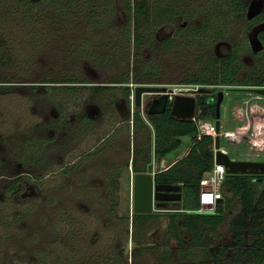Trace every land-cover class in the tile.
<instances>
[{"label":"rangeland","instance_id":"obj_1","mask_svg":"<svg viewBox=\"0 0 264 264\" xmlns=\"http://www.w3.org/2000/svg\"><path fill=\"white\" fill-rule=\"evenodd\" d=\"M165 1L167 0H162V3ZM204 1L192 2L194 9H197L195 19L201 17L206 9H212L213 0H210L211 2ZM165 5L162 4V6ZM188 5L190 4L185 1L177 9L180 11L192 9V6ZM91 6L92 3H87L76 10V19L71 20L72 22H63L61 29L52 27L51 22H42L36 35H33V38L25 47L20 41L18 28L13 23L0 21V61H9L7 66H0V77L6 73H12L19 75L18 77L21 75L28 80L41 81L50 77L72 74L81 68L80 70L83 69L81 71L82 75L84 74L83 77L93 81L92 83L102 82V84L113 85L112 82L121 78V71L124 70V68H120V65L123 67L129 63L132 75L141 67L147 66L150 69L149 72L154 74L152 77H155L158 81L145 84H157L165 88L183 85L197 86V83L183 82V79L191 73L195 52L194 46H190L189 43L183 41V38H180L179 42H183L179 48H168L166 44H160L156 40L149 41L139 50V61L136 60L137 50L134 46H131L126 55L111 59L110 63L102 66L96 65L93 59L87 57H81L80 64L75 65V61L69 57L67 52L70 50L72 42L80 41L83 37H88L94 42L103 43H113L116 38L120 41L123 40L122 36H117L118 29L115 27V25L122 26L126 23L127 18V13L124 11L120 0H111L108 7L102 6L100 8L99 12L105 17L106 22L100 29L87 28L89 25L87 21L89 19L88 13ZM263 12L264 0H249V8L246 12L248 18L260 16ZM175 19L176 21L172 24L152 22L151 27L146 23L144 25L145 33L152 31L155 38L160 37L159 40L170 32L177 33L179 24H185L186 21L181 14L175 16ZM108 24L113 25L109 27ZM260 29H264V21L243 30L238 37L235 36L234 29H229L223 40H218L214 45L211 43L210 46L215 53L220 55L228 52L236 39L241 40L245 49L241 51L240 58L245 63L253 64L256 61L254 53L262 48L258 39ZM133 30L134 25L131 32H134ZM81 31H86L87 36L81 34ZM248 46L251 50H248ZM95 48L98 49L99 46ZM28 54L29 60L27 61L24 56ZM141 80L147 81V78ZM43 84L46 85L47 83ZM222 86L225 89V98L221 106V129L237 130L247 120L244 97L249 95L250 92L234 88L241 85ZM203 87L209 88L212 86L199 84V89L192 90V93H196L197 96L206 94L200 92ZM35 91L23 85H0V175L2 172L8 175L10 172L15 173L21 169H29L28 162L23 163L24 166L20 168L22 162L20 161L21 148L25 138L30 136L43 137L55 134V132L60 134V140L54 142L53 145H49L38 158L41 161L38 163V167L47 166L50 167L48 170L53 171L50 176H46V183L43 181L41 186L37 185L38 194H36V191L29 196L27 195L25 199L14 200L9 194H3L6 189L7 178L0 179V220L4 221V224L0 223V264H73L72 262L75 261L77 262L75 264H85L89 257L110 254L113 250L111 245L120 252L119 250L127 241L126 232L124 231L127 223L117 219L109 220L110 223H107L108 220L100 216L99 213L101 212L97 211V208L101 205L98 201L103 197L105 190H103V187L98 188V181L95 178L99 177V173L106 172L109 167L123 166L128 156L132 157L137 150L141 148L150 149V140H152V150L151 153L147 152L146 154L151 156L152 162L155 163V169H162L175 159H180L186 155L191 147V138L184 137L181 147L167 155L165 163L160 162L153 152L155 148L154 126L151 124L149 129L137 120L134 122L132 112H130V115L122 113L125 111L123 109V98L119 95L117 100L115 99L116 101L112 102L113 95L117 92L116 88L97 93L87 88L80 91L77 96L68 93L64 96L61 95L64 101L67 102L65 107H68L62 110V115L69 121L70 126H75L84 113H90V115L94 113V116H91V122L83 123L81 127L77 128L72 126L74 133L72 131L68 133L67 127L55 120L56 117H54L53 112L59 113L61 108L57 102L52 101L53 98L51 99L50 92L48 90L43 91L44 93ZM213 92H215L214 87ZM151 95L157 94L146 93L144 100L146 101ZM136 107L135 105L134 109ZM137 108L138 113L148 122L144 106ZM210 120L216 121V118ZM113 130L115 134L112 136L115 137L116 141L112 147L103 153V156L96 157L93 161L88 159L86 162H79L78 157L90 150L102 148L106 141H103V137H107ZM58 135L57 137H59ZM129 136L134 142V150L130 149L127 152L128 149L124 150L118 143ZM221 144L229 151V155L233 159L264 161V154L250 151V143L246 140L245 135H242L239 140L234 137L222 138ZM62 153H65L64 162L61 161ZM66 162L78 163V169L81 173L75 176L76 179L72 180L74 184L69 189L62 191V187L58 189L56 185L60 183V168ZM35 163L37 162L29 164L36 167ZM121 170L123 174L120 177V188L115 191L116 198L119 200L117 213L122 217H130L129 222L132 223L134 200L132 176L127 168L122 167ZM46 174L47 172H45ZM78 190H80V193ZM225 194L227 197H233V192L228 188H225ZM179 203L174 204L173 209L178 207L180 209L181 205ZM231 207L227 211V220L219 228V231L212 236L209 233L204 235L203 245L191 244L193 238L181 229L183 238L186 239L188 245L187 248L191 251L186 263H181V260H178V254L172 247L176 244L175 239L164 238L163 236L170 220L168 216L170 212L158 208L162 215L157 223L158 226L153 227L151 232L147 233V244H150L153 249L159 248L161 253H170L172 257L170 256L168 260H165L159 253L149 251L142 255L135 254L134 261L140 263L143 261L147 264H220L216 254L232 242L229 220L240 209L238 199L233 200ZM49 223H53L65 233L75 226L79 227V232L82 234V237L78 239L81 252L73 253L70 248H65V254L60 258L62 261L56 259L55 252L58 245L52 244L54 235ZM231 254L232 248L229 247L226 254L228 259ZM37 260L39 262H36Z\"/></svg>","mask_w":264,"mask_h":264},{"label":"trees","instance_id":"obj_2","mask_svg":"<svg viewBox=\"0 0 264 264\" xmlns=\"http://www.w3.org/2000/svg\"><path fill=\"white\" fill-rule=\"evenodd\" d=\"M110 1L0 0V21L13 23L18 28L20 41L25 47L33 38V35H36L37 29H40L39 26L42 22H51L52 27L61 29L63 27L62 23L75 20L76 10L87 3H92L88 13L89 19L87 21L89 25L87 28L100 29L102 25L106 24L105 17L99 12L100 8L102 6L108 7ZM185 1L190 4L188 6H192V9L178 10L177 8ZM193 1L197 2V0H167L163 3L162 0H120L124 11L127 13V18L126 23L122 26L115 25V27L118 29L117 36H122L123 40L120 41L116 38L113 43H103L94 42L88 37H83L80 41L71 43V48L67 51L69 57L75 61V65L80 64L81 57H87L93 59L96 65L102 66L110 63L111 59L126 55L129 47L134 46L137 50L136 60L139 61L140 55H138V52L149 41L156 40L160 44H166L168 48H179L181 43L186 41L190 46H194L195 52L191 73L183 79V82L214 87L215 92L198 96L197 109L201 111L202 118L215 119L218 97L216 91L220 89V86H264V30L259 31L258 39L262 48L254 53L256 61L253 64L245 63L240 58L241 51L245 49L241 40L236 39L229 51L220 55L215 53L210 45L211 43L214 45L218 40H223L229 29H234L235 36L238 37L243 30L254 27L264 21V12L260 16L248 18L246 12L249 8V0H213L212 9H206L201 17L195 19L197 9H194ZM206 1L211 2L210 0H205L204 2ZM162 4L166 5L162 6ZM158 6L160 7L158 8ZM179 14L184 17L186 23L179 24L177 33L170 32L162 40H159L160 37L155 38L152 31L145 33L144 25L146 23L147 25L152 22L172 24L176 21L175 16ZM108 25L112 27L113 24ZM133 25L134 32H131ZM81 34L87 36L86 31H81ZM180 38H183V41L179 42ZM96 46H99V48H95ZM248 48V50H251L249 46ZM28 56L29 54L24 56L27 61L29 60ZM8 62V60H2L0 61V66H7ZM121 66L120 68H124L120 74L121 78L113 81V85L102 84V82L92 83L93 81L83 77L84 74L82 75L81 72L83 69L80 70L81 68L72 74L50 77L41 81L28 80L21 75L18 77L19 75L6 73L0 77V85H23L41 93L48 90L51 99L53 98L52 101L57 102L60 106L61 112H59L63 116L62 110L68 107H65L67 102L64 101L61 95L64 96V94L68 93L77 96L80 91L87 88L93 90L94 93L116 88L117 92L113 95L112 102L116 101L115 99L121 92L130 103L131 86L128 83L145 84L158 82L155 77H152L154 74L149 72L150 69L147 66L141 67L134 75H132L129 63L123 67ZM145 77L147 81L141 80ZM43 83L47 84L44 85ZM89 83L92 84L90 85ZM116 84L121 85L118 86ZM52 93L54 95H51ZM135 116V120L141 122L143 126L151 128L140 113ZM148 120L155 129L154 152L159 158L165 157L181 147L185 136H189L194 142L184 157L178 159L167 169H161L156 176L158 182L183 185V199L180 201L181 213L172 215L168 236L175 239L178 244H183L182 229L193 237V245H203L204 235L209 233L212 236L225 223L228 217L227 211L232 208L233 200L236 198L240 209L229 220L232 242L219 251L217 258L220 264H264V173H227L223 186L233 192V197L221 200L214 213L196 212L201 205V180L213 170L215 163L213 135L203 134L199 138L197 124L192 119L173 117L170 113L161 117L149 114ZM53 143L52 138L46 136L25 138L22 143L23 147L21 148L20 157L22 160L20 159V161L24 164L27 162H37L35 164H38L41 162L38 158H40L44 149L49 145H53ZM151 143L152 140H150V149L152 150ZM148 161H151L150 157H148ZM24 184V179H17L13 181L12 186L21 187ZM114 208L117 211L118 202L115 203ZM135 217L137 219L141 218L142 222L137 227L140 233L134 232L133 237L142 242L154 225L155 214H135ZM115 219L127 223L124 229L127 234L129 218L116 216ZM0 223L4 224V221L0 220ZM49 226L52 228L54 235L52 244L58 245L55 252L56 259L58 258L59 261H62L60 258L65 254L64 250L66 247H72V252L76 253L78 239L82 236L79 232L80 228L75 226L72 230L65 233L53 223H49ZM144 229L145 231H143ZM229 247L232 248V254L228 259L226 254ZM181 250L180 259L187 261L191 251L188 248ZM141 252L142 254L146 253L147 248L143 247ZM97 257H89L86 260V264H127L123 253L121 251L118 252V250L114 251V257H110L109 253L108 255L99 254ZM169 257L170 254L168 252L165 253V259L168 260ZM36 262H39V260ZM135 264L147 263L142 261V263L136 262Z\"/></svg>","mask_w":264,"mask_h":264},{"label":"flooded vegetation","instance_id":"obj_3","mask_svg":"<svg viewBox=\"0 0 264 264\" xmlns=\"http://www.w3.org/2000/svg\"><path fill=\"white\" fill-rule=\"evenodd\" d=\"M261 22H263V21H261ZM261 30H264V29H260V31ZM132 83H134V82H132ZM128 84L130 85L131 83H128ZM116 85L120 86L121 84H116ZM119 95L124 100L123 109L125 111L122 112V113L130 115V112H132L133 119H134V122H135L136 121L135 120V118H136L135 115L138 113V111H137L138 108L136 107V109H134L135 106H133L131 104V102L129 103L127 101V99L125 98L124 94H122L120 92ZM119 95L117 96V98L119 97ZM170 104L171 103L169 102L168 106L164 107L162 105L161 101H160V95H158V94L149 96L146 101L143 98V106L145 108V112H146L147 116L149 114H152V115H155L157 117H161L162 115L167 114V113L171 114ZM53 113L55 114L54 117H56L55 120H58L63 126L67 127V132L68 133L70 131H72L74 133V129L72 130V126L74 128L81 127V125L83 123L86 124V123L91 122L92 121V117L91 116H94V113H93V115H90V113H84V115L81 117L79 122H76L75 126L74 125L70 126L69 125V121L66 119L65 116H61L60 112L59 113L58 112H56V113L53 112ZM171 116H173V115L171 114ZM129 121H130V119H129ZM130 122H129V124H130ZM114 130L107 137H105V136L103 137V141H105V140L106 141H105L104 145L102 146V148L90 150L86 154L82 155L81 157H78L79 162L80 163L81 162H86V161H88V159H91L90 161H93L94 159H96V157L103 156V153L106 152L107 149L112 147V145H114V142L116 141L115 137H113L114 134H115ZM62 131H63V129H62ZM58 134L59 133L55 132V134L48 135V136L46 135V137L52 138V141L56 143V141L58 142L60 140V134L59 135ZM128 134L130 135V132ZM57 135L59 137H57ZM132 137H133V135H132ZM118 144H119V146H122L124 150L128 149L127 152H129L130 149L134 150L133 149L134 142H133V140H131V136L125 137L124 140H120ZM45 150L46 149H44V151ZM69 150H71V149H69ZM147 152L151 153V149H142L141 148V149L137 150V152H135V154L132 157L128 156V159H127L126 163L123 166L120 165V166L109 167L106 170V172L99 173V177L97 176V178H95V180L98 181V184H97L98 188L103 187V190H105L104 191V195H102L103 197L101 198L102 200L100 199L98 201L101 206L97 208V211L101 212V213H99L100 216H102L103 218L108 220L107 223H110L109 220H113V219L116 218V216H119V214L116 213L117 211L115 210L116 208H114V205H115L116 202H118V207H119V200L116 198L115 191H117L118 188H120V177L123 174V171L121 170L122 167L127 168L129 173H131L133 187H134V175L136 173H138V172H148L149 171V167L152 166L153 172L155 173V176H157V173L161 170V169H158V170L155 169V163L152 162V159H151V161H148V157L151 158V156L149 154L147 155L146 154ZM61 157H62L61 161L64 162L63 159H65V153H62ZM27 164L29 166L28 170L27 169L26 170H22L21 169V170L16 171L15 173L14 172H10L8 175L6 173H3V172L1 173L0 179L1 178H7V184H5L6 189H5L4 193H3L4 195H8L9 194L10 196H12V198L14 200L25 199L27 197V195L29 196L31 193H34V192L37 191V185L41 186L43 181H45V183H46V180H47L46 176L47 175L50 176L51 173L53 172L51 169L48 170L50 167H47V166L38 167V164H34L36 167H38V168H36V167L30 166L32 164H29V163H27ZM23 166H24V164H23V162H21V167L20 168H22ZM39 168H40V170H39ZM78 168H79V164L78 163H76V162H68L67 163L66 162L60 168L61 169V171L59 173V176H60L59 182L60 183L58 185H56L58 187H56V186H54V187H56L58 189H60L62 187V191L66 190V189H69L70 186L74 184V182L72 180H75L76 179L75 176H77V174L81 173ZM46 170H48V171H46ZM45 172H47L46 175H45ZM12 173H14V174H12ZM71 175H72V179H71ZM17 179L18 180L24 179L25 180V184L23 186H21V187L12 186L13 181L17 180ZM156 181H157V179H156ZM78 192L80 193V190H78ZM38 193L39 192L37 191L36 194H38ZM225 198H227V196H225L222 200H224ZM177 203L178 202L170 201V202H167V209H159V210H162V211L165 210L166 212H170L169 215H168L169 219H170L169 223L171 221L172 215L180 214V213H173V212H180V209H178L179 207L177 209H173V205L177 204ZM159 210H158L157 207H155L154 211L152 212V213L155 214V219H154L155 222H154L153 227H157L158 226L157 223L159 222V218L162 215V213H160ZM155 211H158L159 213L155 212ZM135 214H145V213H135L133 211V215H132L133 222L132 223L129 222L128 233L126 234L127 241L124 244V246L122 247V249L119 250V251H121L123 253L124 257L126 258L127 264H135L136 263V261H134V255L138 254V253L142 254L141 249L143 247L147 248V252L154 251L157 254L159 253V255L162 256L163 259H165V253L164 252L161 253L159 248H154L153 249V247H151L150 244H147L148 239H145L144 241L141 242L140 240H136L133 237V233L134 232L140 233V230L137 227L142 222L140 220L141 218L137 219L135 217ZM120 217H122V216H120ZM122 218H126V217H122ZM129 220H130V217H129ZM169 223H168L167 229H166V231H165V233L163 235L164 238H172V237L168 236ZM153 227L150 229L149 232H151ZM191 244H192V242H191ZM174 245L172 247L175 250V252L178 254V258H179L178 260L179 261L181 260L180 261L181 263H186L188 260L187 261H182V259H180V257H179L180 254H181V251H182L181 249H185L188 246L186 244V239L183 238V244H178L176 242V244H174ZM159 246H162V245H159ZM66 248L69 249V247H66ZM111 248H113V250H111V253L109 255H110V257H114L115 248L112 247V245H111ZM76 249H77L76 253L77 252H81V249H79V243H77ZM70 251L71 252L73 251L72 247H70ZM217 254H216V257H217ZM170 256L172 257L171 254H170ZM72 263L75 264L77 262L75 261V262H72ZM85 264H86V261H85Z\"/></svg>","mask_w":264,"mask_h":264},{"label":"water","instance_id":"obj_4","mask_svg":"<svg viewBox=\"0 0 264 264\" xmlns=\"http://www.w3.org/2000/svg\"><path fill=\"white\" fill-rule=\"evenodd\" d=\"M238 90L259 93L264 95V86H238ZM201 93H213V87H203ZM146 93L160 95V101L164 107L169 102L171 114L181 119H192L197 111L198 96L196 93L187 95L178 94L173 100L169 99L168 93L162 85L138 84L134 88L135 105L143 107V98ZM216 102V125L221 130V106L225 98L224 87L217 91ZM216 147L221 146V137H216ZM216 160L227 168L228 173H264V161L233 159L221 149L216 153ZM183 185L179 183H161L156 181L152 166L148 172H138L134 175V200L133 211L135 213H152L155 207L167 209V202H179L183 199Z\"/></svg>","mask_w":264,"mask_h":264},{"label":"built area","instance_id":"obj_5","mask_svg":"<svg viewBox=\"0 0 264 264\" xmlns=\"http://www.w3.org/2000/svg\"><path fill=\"white\" fill-rule=\"evenodd\" d=\"M137 84L131 83V104L135 106L134 88ZM165 88V87H164ZM197 86L183 85V86H170L165 88L168 93L169 99L173 100L176 95H187L192 93V90H198ZM246 102V116L247 120L237 130H220L218 131L216 121L202 118L201 111H196L192 120L197 124L198 137L203 134L213 135L214 144V167L213 170L201 180V195L200 207L196 210L199 213H214L217 209L219 202L226 196L225 187L223 183L226 180L227 168L225 165L220 164L216 160V153L218 149L229 153V151L221 144L220 148L216 147V137L229 139L234 137L241 139L242 135L246 136V140L250 143V151L257 154H264V95L259 93L250 92L249 95L244 97ZM210 198V199H209Z\"/></svg>","mask_w":264,"mask_h":264},{"label":"crops","instance_id":"obj_6","mask_svg":"<svg viewBox=\"0 0 264 264\" xmlns=\"http://www.w3.org/2000/svg\"><path fill=\"white\" fill-rule=\"evenodd\" d=\"M234 114H235V112H234ZM221 116H222V113H221ZM146 121H147V119H146ZM147 123H148L149 125H151V123H149V121H148ZM185 137H187V136H185ZM188 137H189V136H188ZM183 138H184V137H183ZM193 143H194V142L191 140V147H192ZM191 147H190V149H191ZM179 148H180V147H179ZM179 148H178V149H179ZM178 149H177V150H178ZM190 149H189V150H190ZM189 150H188V152H189ZM153 152H154V151H153ZM188 152H187V153H188ZM187 153H186V154H187ZM154 154H155V152H154ZM168 155H169V154H168ZM155 156L158 158V159H157L158 161H160V162H164V163L166 162L165 159H166L167 155H166L165 157H162V158H159L156 154H155ZM184 156H185V155H184ZM184 156H183V157H184ZM181 158H182V157H181ZM177 160H178V159H175V160H174L173 162H171L170 164L165 165L162 169H167L168 167H170V166H171L174 162H176ZM209 173H210V172H209ZM209 173H207L206 176H207ZM179 202H180V201H179ZM179 204L181 205V202H180Z\"/></svg>","mask_w":264,"mask_h":264},{"label":"bare ground","instance_id":"obj_7","mask_svg":"<svg viewBox=\"0 0 264 264\" xmlns=\"http://www.w3.org/2000/svg\"><path fill=\"white\" fill-rule=\"evenodd\" d=\"M223 86H221L220 88H222ZM229 154V153H228Z\"/></svg>","mask_w":264,"mask_h":264},{"label":"snow or ice","instance_id":"obj_8","mask_svg":"<svg viewBox=\"0 0 264 264\" xmlns=\"http://www.w3.org/2000/svg\"><path fill=\"white\" fill-rule=\"evenodd\" d=\"M210 199V198H209Z\"/></svg>","mask_w":264,"mask_h":264}]
</instances>
